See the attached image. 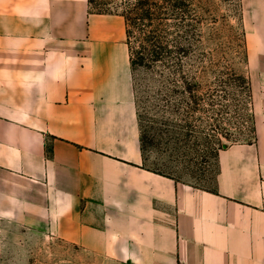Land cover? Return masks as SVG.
<instances>
[{"label": "crops", "instance_id": "obj_1", "mask_svg": "<svg viewBox=\"0 0 264 264\" xmlns=\"http://www.w3.org/2000/svg\"><path fill=\"white\" fill-rule=\"evenodd\" d=\"M240 2L254 139L205 189L144 162L121 15L0 0V224L121 264H264V0Z\"/></svg>", "mask_w": 264, "mask_h": 264}, {"label": "rangeland", "instance_id": "obj_2", "mask_svg": "<svg viewBox=\"0 0 264 264\" xmlns=\"http://www.w3.org/2000/svg\"><path fill=\"white\" fill-rule=\"evenodd\" d=\"M164 1L167 0H152V22L138 20L142 14L135 7L138 0H89V5L92 12L119 14L125 22L129 19L132 54L141 47L142 31L166 30L172 33V39L185 32L183 43L190 49L187 71L197 70L200 93L205 97L202 117L206 120H202V127H199L200 115L193 117L195 124L185 128L197 131L192 135H178L175 130L166 132L171 131V127L161 123L175 116L166 115L164 118L154 110L157 105L154 100L157 89L154 71L144 67L135 69L132 85L137 116L138 112L140 114L138 121L143 127H149V135L155 138L154 145L146 151L145 164L179 181L214 189L218 171L214 149L253 141V100L247 86L249 78L241 2L185 0L182 9L173 10L171 4L167 6ZM181 25L185 28H180ZM195 51L197 55L201 53L199 64L193 61ZM212 108L215 111L211 110V113L215 116L206 113ZM152 120L159 123L153 124ZM152 124L153 129L150 128ZM181 125L185 127L184 123ZM0 264L121 263L98 258L52 236L0 224Z\"/></svg>", "mask_w": 264, "mask_h": 264}, {"label": "trees", "instance_id": "obj_3", "mask_svg": "<svg viewBox=\"0 0 264 264\" xmlns=\"http://www.w3.org/2000/svg\"><path fill=\"white\" fill-rule=\"evenodd\" d=\"M185 0H167L164 1L168 6L171 4L173 10H177L181 7H184ZM152 6V0H138L137 5L135 6L137 11H141L140 14V22L151 21L152 18L150 9ZM164 14V13H162ZM153 24V23H151ZM127 27V43L129 46L130 38L132 36V32L130 30L129 19L126 20ZM180 28H185L184 25H181ZM172 33H168L166 30H162L160 32L152 31V32H143L140 35L141 47L139 51H136L134 54L131 53L130 50V62L132 67V72L139 68L144 67L148 70L154 71V76L156 77L155 81L157 83V89L154 91V100H156V104L154 106V110L158 115H174L175 117L170 119L166 118L161 124L165 126H170L171 132L173 130L178 135H192L197 133L194 129H185L191 126L195 121L193 117L196 115H200L201 120L198 122V126L202 127V117L205 103V97L200 93L201 83L198 81L197 70L190 69L187 71V57L190 54V49L184 46V35H178V38L172 39ZM194 57V63L199 64V58L201 53ZM192 67V66H191ZM198 69V68H196ZM244 80V79H243ZM248 89L251 92L250 82L247 81ZM251 95V93H250ZM252 97V96H251ZM214 102V101H213ZM210 106H215V104H210ZM211 110L215 111L214 108L206 110L211 113ZM161 113V114H160ZM140 116L138 112V117ZM206 118H209L206 115ZM215 116V115H214ZM181 118V120H179ZM211 119V118H210ZM139 120V119H138ZM191 120V121H190ZM140 121L142 119L140 118ZM166 121V122H165ZM180 122V123H178ZM153 124H158V121L152 120ZM173 123L175 125H173ZM182 123L185 124V127ZM150 126L153 129V125ZM195 124V123H194ZM140 125L141 130V146L142 153L144 156V162L146 161V151L148 147L154 145L155 138L149 135L148 128ZM198 127V128H199ZM196 128V125L193 126ZM201 128H199L200 130ZM189 131V132H187ZM183 132V133H182ZM199 132V131H198ZM253 139H254V127H253ZM226 147V146H225ZM224 146H220L218 149H214L216 153V160L219 150L225 148ZM154 172H158L160 174H164L167 176H171L159 170L151 169ZM174 178V177H173Z\"/></svg>", "mask_w": 264, "mask_h": 264}]
</instances>
